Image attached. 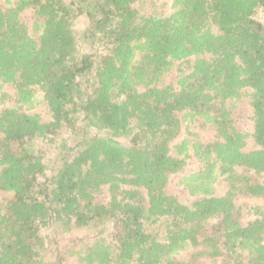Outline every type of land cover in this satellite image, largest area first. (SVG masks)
Segmentation results:
<instances>
[{
  "label": "trees",
  "instance_id": "obj_1",
  "mask_svg": "<svg viewBox=\"0 0 264 264\" xmlns=\"http://www.w3.org/2000/svg\"><path fill=\"white\" fill-rule=\"evenodd\" d=\"M146 2L0 5V192L8 195L0 200V264H65L68 256L81 264H195L202 256L264 264V209L245 207L254 218L244 225L235 201L264 200V179L249 175H264V0H172L166 15L145 13ZM26 9L30 25L20 18ZM174 61L176 86L164 82ZM243 90L251 150L230 117ZM37 92L45 121L31 112ZM194 118L214 139L186 132L176 141ZM39 138L58 156L45 159L33 143ZM190 158L198 169L178 180L194 197L187 205L165 188ZM74 230H86L89 241L60 249L59 232ZM48 242L52 259L44 257ZM190 248L189 260L174 258Z\"/></svg>",
  "mask_w": 264,
  "mask_h": 264
},
{
  "label": "rangeland",
  "instance_id": "obj_2",
  "mask_svg": "<svg viewBox=\"0 0 264 264\" xmlns=\"http://www.w3.org/2000/svg\"><path fill=\"white\" fill-rule=\"evenodd\" d=\"M151 2H146V5L144 6V10L145 13L150 12V13H154V14H163L166 15L168 14L171 9H170V3L172 0H150ZM0 5L3 9H6V6L3 5V0H0ZM259 14L262 15V13L260 12ZM259 16V15H258ZM257 16V17H258ZM20 18L23 22H25L26 24L30 25L33 20L35 19V16L33 14V10L32 9H26L24 11H22V13L20 14ZM260 18V16H259ZM262 20H264V16L262 15V18H260ZM76 25H75V29L77 31H82L85 28V24L82 22V20L77 19L76 21ZM81 34V33H80ZM80 44V48L81 51H85L88 52L90 50L89 45L85 44V42H81ZM80 51V50H79ZM192 61V58H189L188 60H185L184 67L187 68L188 64H190ZM179 62L178 61H174V63L172 64L171 70L168 73V75L165 77L164 82L165 83H172L174 86H176V79L177 76L179 74ZM1 92H4L7 94V98H6V103L7 105L9 104H13L14 100H15V94H14V88L10 85V84H5L1 87ZM249 92V90H243L242 95L240 97L239 100L232 102L233 107L231 108L230 111V117L232 119V125L234 126L235 129H237L238 131L244 133L246 135V147L245 150H251L256 148L255 147V141L253 139V137L251 136L252 131H253V121L251 119L252 116V110H251V106L249 104V97L247 95V93ZM2 106H0L1 108ZM31 112H36L41 116V119L43 121L47 120L49 118V113H48V109L46 107V104L43 102L42 100V94L37 92L36 93V101L34 103V107L32 108ZM182 113L178 114L179 118H182ZM185 125L187 128H185ZM186 129V131H185ZM186 132L188 133H193L194 135L192 136H188L189 139H193L194 137L197 138L198 140L202 141V142H206L209 140L214 139L215 137V131L213 129L210 128L209 125H200V119L198 118H194L191 122L189 120H187V122H185V124H182V128L180 130L179 135L177 136V138L175 139L176 141L182 139L183 137H186ZM34 145L36 146V150L40 153H42L44 155L45 159H52L56 156H58L59 152L58 149L54 146H49L48 143L45 140L42 139H36L34 142ZM199 167L198 163L195 161V159L190 158L187 159L183 172L182 173H177V174H173L169 177V181L168 184L166 185L165 191L170 194L175 196L180 202L184 203V204H191V202L194 200V197L189 196V194L187 193V191L181 187L180 185H178V180L180 179V176L184 173H189V172H193L195 170H197ZM249 175L256 179L257 181H261L264 179V175L260 176V175H255L253 172H250ZM215 193L216 195H222L224 193V191L226 190V184L225 182L222 181V179H219V181L215 184ZM8 195H6V193L4 192H0V200L3 197H6ZM107 196H108V192H107V187L104 186L102 187L101 191L97 194L96 196V201L104 204L107 201ZM236 203L239 205H242L243 208L241 210V215H240V222L242 224H247L250 220H252L254 218L252 213H249L247 209L250 206H258L260 209H264V200L259 199V198H253L250 196H245V195H239L236 198ZM247 207V208H245ZM155 231H158V225H155L153 228H151ZM89 234H87L86 230H74L71 231L69 233L63 234L60 233L57 235V239H58V245L60 247V249H62V247L64 245L67 244V247H64V250H67L69 246L74 245L73 249H77L80 246H82L83 241H89ZM83 238V239H82ZM49 243V242H48ZM73 244V245H70ZM48 249L46 251V253H44V257L46 259H52V256L55 255L53 252V245H51L49 243L48 245ZM196 249L194 248H190L189 250L185 251V252H181L179 254L174 255V258L179 260V261H187L190 259L192 253L195 251ZM53 252V253H52ZM74 256H68L67 260H65V264H81L79 262H76ZM243 262H245V260L243 259ZM221 263V258H217L215 262H213L211 260V258L209 257H198L195 260V264H220Z\"/></svg>",
  "mask_w": 264,
  "mask_h": 264
}]
</instances>
